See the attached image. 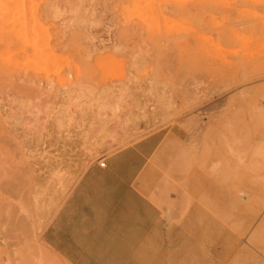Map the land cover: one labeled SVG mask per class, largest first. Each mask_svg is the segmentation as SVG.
Here are the masks:
<instances>
[{
	"label": "rangeland",
	"instance_id": "obj_1",
	"mask_svg": "<svg viewBox=\"0 0 264 264\" xmlns=\"http://www.w3.org/2000/svg\"><path fill=\"white\" fill-rule=\"evenodd\" d=\"M0 4V264H67L69 162L122 152L158 214L139 264H264V0Z\"/></svg>",
	"mask_w": 264,
	"mask_h": 264
},
{
	"label": "crops",
	"instance_id": "obj_2",
	"mask_svg": "<svg viewBox=\"0 0 264 264\" xmlns=\"http://www.w3.org/2000/svg\"><path fill=\"white\" fill-rule=\"evenodd\" d=\"M128 156L69 162V175L78 179L43 237L67 264H128L134 255L140 263L141 234L148 233L147 222L157 224L158 214L140 193L138 160Z\"/></svg>",
	"mask_w": 264,
	"mask_h": 264
},
{
	"label": "bare ground",
	"instance_id": "obj_3",
	"mask_svg": "<svg viewBox=\"0 0 264 264\" xmlns=\"http://www.w3.org/2000/svg\"><path fill=\"white\" fill-rule=\"evenodd\" d=\"M18 1V0H17ZM138 1V0H137ZM153 1V0H152ZM146 3V2H145ZM133 4V3H132ZM1 5V4H0ZM134 5H136V4H134ZM3 6V5H2ZM138 7V6H137ZM77 10V9H76ZM79 10V9H78ZM130 10V9H129ZM85 11V10H84ZM136 11H137V9H136ZM138 12V11H137ZM131 16V15H130ZM83 22V21H82ZM46 46V45H45ZM47 47H48V45H47ZM220 48V47H219ZM57 58V57H56Z\"/></svg>",
	"mask_w": 264,
	"mask_h": 264
},
{
	"label": "built area",
	"instance_id": "obj_4",
	"mask_svg": "<svg viewBox=\"0 0 264 264\" xmlns=\"http://www.w3.org/2000/svg\"><path fill=\"white\" fill-rule=\"evenodd\" d=\"M100 166H101V168H105L106 165H105V163H101Z\"/></svg>",
	"mask_w": 264,
	"mask_h": 264
}]
</instances>
